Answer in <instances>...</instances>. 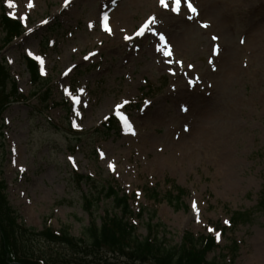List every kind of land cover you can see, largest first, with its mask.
I'll list each match as a JSON object with an SVG mask.
<instances>
[{
    "label": "rangeland",
    "instance_id": "1",
    "mask_svg": "<svg viewBox=\"0 0 264 264\" xmlns=\"http://www.w3.org/2000/svg\"><path fill=\"white\" fill-rule=\"evenodd\" d=\"M191 2L197 14L187 0L180 14L171 11L174 0L168 7L159 0H70L67 7L64 0H31L32 8L13 0L12 9L0 0V11L23 26L6 46L0 29V62L9 74L1 91L14 85L17 92L0 115V187L19 221L79 238L89 223L83 197L90 188L76 175L87 176L122 189L134 214L145 208L132 222L140 238L156 211L152 225L163 226L159 237L170 245L185 232L211 235L218 249L209 259H221L234 242L238 253L226 264H264V211L257 206L264 195V0ZM105 14L113 18L108 31L100 23ZM150 17L156 22L137 35ZM159 33L171 56L158 50L165 48ZM25 57L48 81L40 92L49 90L46 103L30 96L37 88ZM111 117L119 125L107 133ZM178 188L184 196L168 203ZM146 189L156 190L155 204ZM104 210H112L109 200L95 215ZM236 214L243 215L237 223ZM34 246L45 257L69 254L43 241Z\"/></svg>",
    "mask_w": 264,
    "mask_h": 264
},
{
    "label": "trees",
    "instance_id": "2",
    "mask_svg": "<svg viewBox=\"0 0 264 264\" xmlns=\"http://www.w3.org/2000/svg\"><path fill=\"white\" fill-rule=\"evenodd\" d=\"M0 27L5 33L6 42L21 33L20 25L4 16L0 18ZM26 67L33 84L39 85L35 65L27 61ZM6 80V72L0 68V114L9 103L10 95L1 91ZM11 94L15 95L14 87ZM112 130L113 128H109L108 131ZM76 177L80 181L84 180L90 188L83 197V209L88 215L89 225L80 238H74L66 231L58 234L46 228L36 231L17 223L18 218L8 207L0 187V264H225L224 255L221 259H208V255L217 249L212 237H194L186 232L181 242L176 245H170L164 236L160 238L157 230L163 226L159 223L152 225L156 218L154 211L146 222V237L139 238L135 227L128 221L132 212L126 195L106 182L100 184L88 177ZM175 192L176 196L167 195L168 203H178L184 196L182 189H175ZM147 194L151 200L156 201L158 198L155 190L149 189ZM103 200L111 202L113 212L106 210L100 224L97 225L95 214ZM257 206L264 211V195ZM145 211L142 210L139 216L142 217ZM241 217L242 214H236L233 221L237 223L241 221ZM38 241L53 246H64L69 249V254L63 258H60V255L58 257L38 255L34 250V245ZM236 253V244L231 242L226 256H230L231 261H234ZM108 254L122 261L112 263Z\"/></svg>",
    "mask_w": 264,
    "mask_h": 264
},
{
    "label": "snow or ice",
    "instance_id": "3",
    "mask_svg": "<svg viewBox=\"0 0 264 264\" xmlns=\"http://www.w3.org/2000/svg\"><path fill=\"white\" fill-rule=\"evenodd\" d=\"M159 2H160V4H161L163 7H168V6H169V5L166 3V0H159ZM181 2H182V0H174V6L171 8V11L174 12V13L180 14V11H181ZM6 3H7V6H8L9 9H12V8H15V7H16V5L13 3V0H6ZM64 3H65V7H67V6L69 5V3H70V0H64ZM27 7H29V8H32V7H33L32 3H31V0H29V3H28V5H27ZM186 7H187V10H188L189 12H191V13H193V14H197V9L193 6L191 0H187V5H186ZM11 14H12V13H10V15H11ZM21 19H26V17H21ZM107 19H108V17H107V15L105 14L104 17H103V20H104V21H107ZM188 19H192V16H188ZM155 22H156V21H155V17H150L149 20H148V22L144 23L143 26H141V27L139 28V30H138V32H137V35H143L144 32H145V30H146V29H149L150 24L155 23ZM42 23H47V21H42ZM90 26H91V25H90ZM201 26L204 27V28H207V27H208V25H207L206 23H203ZM104 29H105V31H108V25H107V23L104 24ZM28 31L31 32L32 29L29 28ZM154 34H156V33H154ZM158 35H159V39H160L161 41H165V36H164V34L159 33ZM128 38H129V37H127V36L125 37V39H128ZM218 39H219V38H218L217 36H212V37H211V40L214 41V42L217 41ZM242 42H243V41H242ZM166 48H167V42L165 41V48H160V49H158V50H159V51H162V52L164 53L165 56H171V55H172L171 51H170V50H165ZM212 52H213L214 55H219V54H220V45L214 43V44H213V47H212ZM27 54H28L29 56H33V55H34L33 52L30 51V50H28V53H27ZM34 58L37 59V60H40L41 63H43V61L41 60L40 57L37 56V57H34ZM86 58H87V57H86ZM10 62H11V61H10ZM169 63H171V61H169ZM176 63H181V62H180V61H176ZM210 63H211V61H210ZM188 67H192V65H188ZM68 71L70 72L71 69H69ZM67 74H68V72H65V75H67ZM190 83H192V82L190 81ZM80 91L83 92V89H80ZM65 92L67 93L68 90L65 89ZM73 100H74V102L79 103V98H78V97H73ZM125 103H127V101H125ZM120 107H122V105H117V106H116V114L120 117L121 120L124 121V125H125V128L127 129V131L132 132L133 129H132V125H131V123H129V121L127 120V118H126L125 116H123L122 114H120V112H119ZM181 111H187V108L184 107V106L182 105V106H181ZM76 115L79 116L80 113L77 112ZM105 119H108V117H105ZM73 127H79V126L75 123V121H73ZM185 131H187V128H185ZM101 156H103V153H102V152H101ZM69 160H73V158H72V157H69ZM73 166H74V167L76 166L74 160H73ZM109 167H110V168H113L114 166L111 165V164H109ZM21 171H24V169L21 168ZM193 208H194V210H195L196 213H197V221L199 222V219H198V216H199V210L196 209V205H195V203H193ZM225 223H228V221H225ZM209 231H214V229L209 228ZM216 236H217V240H219V238H220V234L217 233Z\"/></svg>",
    "mask_w": 264,
    "mask_h": 264
},
{
    "label": "bare ground",
    "instance_id": "4",
    "mask_svg": "<svg viewBox=\"0 0 264 264\" xmlns=\"http://www.w3.org/2000/svg\"><path fill=\"white\" fill-rule=\"evenodd\" d=\"M126 17H127L126 15H125V16L122 15V19H123V20H124ZM110 19H112V18L110 17ZM111 23H112V22H111Z\"/></svg>",
    "mask_w": 264,
    "mask_h": 264
}]
</instances>
